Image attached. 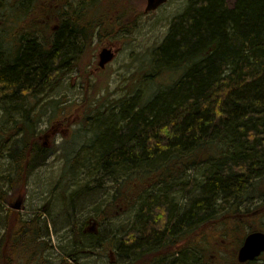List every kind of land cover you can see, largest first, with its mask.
Returning a JSON list of instances; mask_svg holds the SVG:
<instances>
[{
	"label": "trees",
	"instance_id": "trees-1",
	"mask_svg": "<svg viewBox=\"0 0 264 264\" xmlns=\"http://www.w3.org/2000/svg\"><path fill=\"white\" fill-rule=\"evenodd\" d=\"M101 2L0 0V155L13 165L10 186L23 184L48 157L33 121L39 117L31 115L34 102L73 68L98 27L117 28L116 35L128 32L119 6L109 9L113 14L106 20L99 15ZM148 73L151 82L163 74L173 79L143 103L133 96L110 106L100 121L103 111L85 117L87 128L81 129L100 137L99 146L85 144L90 156L82 166L95 179L119 184L108 200L110 212L99 220L113 214L117 200L134 196L135 222L108 244L86 230L87 221L82 228L74 225L68 243L73 252L58 264L107 246L122 264H142L150 255L158 264L210 262L214 255L203 248L212 240L222 250L233 248L229 262L236 255L230 232L253 221L252 207L240 210L239 203L264 175V0H189L151 51ZM12 114L19 116L3 125ZM78 156L77 151L66 160V170L77 171ZM198 168L202 182L179 181ZM127 185L125 194L120 192ZM172 193L195 196L182 209L170 199ZM259 206L264 213V199ZM40 216L17 215L7 224L6 215L0 264H43L48 243L41 239ZM192 248L199 254L192 255Z\"/></svg>",
	"mask_w": 264,
	"mask_h": 264
},
{
	"label": "rangeland",
	"instance_id": "rangeland-1",
	"mask_svg": "<svg viewBox=\"0 0 264 264\" xmlns=\"http://www.w3.org/2000/svg\"><path fill=\"white\" fill-rule=\"evenodd\" d=\"M188 1L168 0L154 11L144 13L146 0H102L99 15L106 20L109 19V16L113 14L110 11L117 9L115 5H118L121 10L120 15L126 21L123 25L128 32H120L116 35L114 33L117 28L114 31L105 24L98 27L93 31L94 34L92 33L90 41L76 64L71 70L62 72L51 92L39 96V100H36L34 104L30 101V104L35 107L31 115L39 117L33 120L36 121L39 143L46 148L48 157L43 165L27 175L23 184L16 182L10 186L7 176L12 173L13 165L7 155H0V246L5 232L6 215L8 216L7 224H9L17 215L31 218L41 213V239L48 243L44 244L42 251L43 264H58L66 252H73L68 243L74 225L82 228L89 218L98 221L96 234H99L102 243L108 244V240L120 237L132 227L137 212V207L131 199L134 196L117 200L113 214L100 221V216L110 212L111 209L107 207L108 200L117 193L119 184L113 178L95 179L96 177L89 171L90 168L83 167L82 164L78 168L80 162L76 160L74 164L77 171L74 173V170H66L68 164L66 160L74 157L77 151L79 160H86L87 156H90V151L85 144L88 142L96 146L100 145V137L91 135L89 130H87L88 133L81 130L87 128L85 117H94L103 111L101 113L103 116H99L100 121L111 111L108 109L110 106L133 96H138L141 99L139 103H143L145 99L167 86L173 79L169 74H163L152 82L149 80L151 51L161 43L170 21L183 12ZM108 32L115 36L110 39H100L103 33ZM105 46L118 47L119 51L105 68L98 70V52ZM19 115L6 117L3 125L11 126L14 123L13 119ZM2 116L3 113L0 110V123L3 122ZM66 173V178H63V174ZM73 178L75 180H69ZM202 178L203 170L198 168L187 171L185 176L179 178V181L196 179L202 182ZM263 182L264 176L261 175L242 195L239 203L240 210L252 207V201L257 197L263 198L260 196L263 192ZM147 185L148 183H145L144 188L149 187ZM128 187V185L122 187L120 192L125 194ZM151 191H153L152 188ZM195 193L197 194L198 191ZM143 194L145 196V192ZM193 196H195L193 193L178 194L177 201L182 209L187 206ZM117 197L119 199L121 196L117 194ZM18 199L21 200L20 208L12 209L11 206ZM259 220L261 228L264 229V216ZM252 223L254 224L253 221L240 223L238 230L230 232L234 245L238 244L236 240L242 238L243 234L251 228ZM210 228L213 227L210 226ZM203 230H206L208 234L211 231L207 227ZM215 245L217 244L214 240L208 243V248H203L205 254L214 255L220 263L228 261L227 254L232 253L233 248L222 250ZM213 246L215 248H212ZM152 259V255L147 256L143 258L142 264H158ZM69 261L72 264L123 263L110 246L80 251L79 254H75L73 261Z\"/></svg>",
	"mask_w": 264,
	"mask_h": 264
},
{
	"label": "water",
	"instance_id": "water-1",
	"mask_svg": "<svg viewBox=\"0 0 264 264\" xmlns=\"http://www.w3.org/2000/svg\"><path fill=\"white\" fill-rule=\"evenodd\" d=\"M167 0H146V5L144 12L148 13L157 9L159 6L164 4ZM119 48H113L112 46H105L98 52V62L99 68H104L109 62H111L116 54H118ZM264 189V184H263ZM21 205V200L18 199L11 207L14 209H19ZM98 221L95 219L88 220V225L86 230L90 233H97ZM264 251V233L262 232H251L245 239L241 247L237 252V258L240 262L252 260L257 257L261 252Z\"/></svg>",
	"mask_w": 264,
	"mask_h": 264
},
{
	"label": "flooded vegetation",
	"instance_id": "flooded-vegetation-1",
	"mask_svg": "<svg viewBox=\"0 0 264 264\" xmlns=\"http://www.w3.org/2000/svg\"><path fill=\"white\" fill-rule=\"evenodd\" d=\"M260 196H263V198L260 199V197L259 198L257 197L255 200L252 201V210H253V218H252V220L254 222V224L252 223V226H253L251 228L252 230H248L245 234H243L242 238L239 240V243L236 244V246H238V245L241 246L243 244L244 239L247 236V234H249L251 232H262V233H264V229L261 228L262 226L260 225V220H259L261 217L264 216V213H260V206H259L260 203H261V200L264 199V190H263V192H262V194ZM239 247H238V249H239ZM238 249H237V252H238ZM178 250H179V247H178V245H176V251H178ZM199 252H200V249H199ZM237 252H236L235 257H233V260L230 259L229 262L224 261L223 263H220L219 261H217L218 259L214 256L216 260L213 259V261L209 262V261H206L204 258H202V260L199 261L197 264H264V251L261 252L254 259L248 260V261H244V262H240L238 260ZM176 256H177V253H176Z\"/></svg>",
	"mask_w": 264,
	"mask_h": 264
},
{
	"label": "bare ground",
	"instance_id": "bare-ground-1",
	"mask_svg": "<svg viewBox=\"0 0 264 264\" xmlns=\"http://www.w3.org/2000/svg\"><path fill=\"white\" fill-rule=\"evenodd\" d=\"M84 161H86V160H81L79 164H81V163L84 162ZM171 196H172V198H171ZM177 196H178V193H172V194L170 195V199H171L172 202H174L175 204H178ZM176 237H177V236H176ZM190 253H191L192 255H194V254H197V255H198V254H199V248H192L191 251H190Z\"/></svg>",
	"mask_w": 264,
	"mask_h": 264
}]
</instances>
